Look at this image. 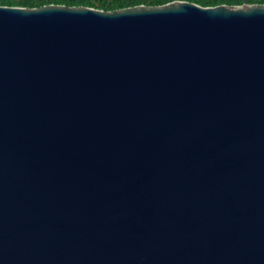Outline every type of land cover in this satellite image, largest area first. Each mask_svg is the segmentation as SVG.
Segmentation results:
<instances>
[{"label":"water","instance_id":"obj_1","mask_svg":"<svg viewBox=\"0 0 264 264\" xmlns=\"http://www.w3.org/2000/svg\"><path fill=\"white\" fill-rule=\"evenodd\" d=\"M0 264H264V4L0 7Z\"/></svg>","mask_w":264,"mask_h":264},{"label":"trees","instance_id":"obj_2","mask_svg":"<svg viewBox=\"0 0 264 264\" xmlns=\"http://www.w3.org/2000/svg\"><path fill=\"white\" fill-rule=\"evenodd\" d=\"M173 0H12L8 6L40 7L47 4H61L67 6H86L109 11L134 5H162ZM201 6H215L219 4L241 5L244 1L248 4H264V0H185Z\"/></svg>","mask_w":264,"mask_h":264},{"label":"clouds","instance_id":"obj_3","mask_svg":"<svg viewBox=\"0 0 264 264\" xmlns=\"http://www.w3.org/2000/svg\"><path fill=\"white\" fill-rule=\"evenodd\" d=\"M12 0H0V7L8 6Z\"/></svg>","mask_w":264,"mask_h":264}]
</instances>
